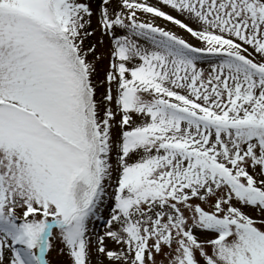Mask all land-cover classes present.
Wrapping results in <instances>:
<instances>
[{
  "label": "snow or ice",
  "instance_id": "1",
  "mask_svg": "<svg viewBox=\"0 0 264 264\" xmlns=\"http://www.w3.org/2000/svg\"><path fill=\"white\" fill-rule=\"evenodd\" d=\"M0 264H264V0H0Z\"/></svg>",
  "mask_w": 264,
  "mask_h": 264
},
{
  "label": "rangeland",
  "instance_id": "2",
  "mask_svg": "<svg viewBox=\"0 0 264 264\" xmlns=\"http://www.w3.org/2000/svg\"><path fill=\"white\" fill-rule=\"evenodd\" d=\"M153 2H157V0H153ZM168 10L171 11V9H168ZM157 23H159V24H161V25H164V26H168V27H175L174 25L168 23V22H167L166 20H164V19H158V20H157ZM175 30L178 31V32H181L182 34H184V35L187 36V33L184 32L183 29H181V28H179V27H176ZM194 42H196V41H194ZM105 48H106V46L101 47L100 50H101V51H104ZM106 67H107V57H105V58H104L102 61H100V63H99V69H100L101 72H103V70H104ZM53 255H55V253H53Z\"/></svg>",
  "mask_w": 264,
  "mask_h": 264
}]
</instances>
